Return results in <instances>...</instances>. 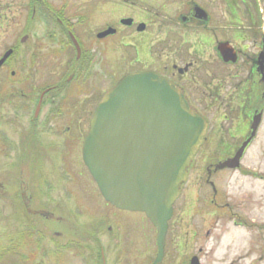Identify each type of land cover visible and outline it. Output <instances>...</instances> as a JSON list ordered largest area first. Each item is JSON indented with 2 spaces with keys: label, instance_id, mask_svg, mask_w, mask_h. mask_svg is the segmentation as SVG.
Returning a JSON list of instances; mask_svg holds the SVG:
<instances>
[{
  "label": "flooded vegetation",
  "instance_id": "af4514ba",
  "mask_svg": "<svg viewBox=\"0 0 264 264\" xmlns=\"http://www.w3.org/2000/svg\"><path fill=\"white\" fill-rule=\"evenodd\" d=\"M15 1L0 0V38L6 25H12V43L6 49L12 52L0 65V163L11 161L10 169L17 176L13 197L23 205L15 212L20 228L13 236L17 261L71 264L77 259L82 264L86 256L91 264H143L147 250L144 259L152 264L157 254L156 227L144 213L119 209L104 200L83 162V141L94 109L125 74L155 72L177 86L190 107L205 118L206 131L197 153L203 148L207 153H230L219 161L233 156L250 134L252 117L260 114L257 130L263 119L264 78L258 60L262 53L264 74V19L254 12L238 16L239 3L231 0H25L20 28ZM246 3L252 9L251 2ZM100 9L112 14L102 25L94 21ZM38 19L44 24L43 38L33 33ZM107 29L112 32L100 37ZM27 42L28 71L23 77H33L42 62L52 76L34 83L31 91L16 87L24 81L19 74L13 78L14 70L8 72L11 81L2 77ZM229 49L235 62L222 56V50ZM6 51H0V59ZM75 98L82 102L73 103ZM209 105L227 108L220 118L228 121L224 130L215 116H209ZM216 164L205 169L204 182L212 187L210 177L228 170L215 169ZM88 180L98 193L82 192ZM215 195L216 191L205 201L207 206H219ZM179 196L157 264L166 261V237ZM84 200L98 208H84ZM124 213H137L139 219L131 220ZM145 222L154 229V248L149 246ZM133 227L139 229L140 240L134 239L138 234ZM177 254L178 258L186 254L188 264L194 256L179 249ZM167 263L180 264V260Z\"/></svg>",
  "mask_w": 264,
  "mask_h": 264
},
{
  "label": "water",
  "instance_id": "95a60500",
  "mask_svg": "<svg viewBox=\"0 0 264 264\" xmlns=\"http://www.w3.org/2000/svg\"><path fill=\"white\" fill-rule=\"evenodd\" d=\"M111 32L107 29L99 36ZM11 52L4 53L0 65ZM222 56L236 61L232 49L222 50ZM258 64L264 78L262 53ZM259 122L260 114L254 115L248 138L215 169L239 168ZM205 131V119L180 89L152 71L122 76L102 95L92 114L83 141V162L104 200L119 209L144 213L156 227L157 254L152 264L163 256L173 203ZM189 264H200L197 256Z\"/></svg>",
  "mask_w": 264,
  "mask_h": 264
},
{
  "label": "rangeland",
  "instance_id": "374dc122",
  "mask_svg": "<svg viewBox=\"0 0 264 264\" xmlns=\"http://www.w3.org/2000/svg\"><path fill=\"white\" fill-rule=\"evenodd\" d=\"M231 1L239 3L235 8L238 16L248 17L251 12H254L255 16L264 19V0ZM241 1H244V3H240ZM246 2H251L252 9L247 7ZM24 4L25 0H16L14 5L15 8H19L18 26L20 28L22 27ZM110 16L112 14L100 9L99 13L95 14L94 21L102 25ZM35 25L33 33L37 34L38 38H43V33H45L43 22L38 19ZM11 27L12 25H6L3 30L0 38V51H6L12 43L10 39ZM28 43L20 46L9 66L4 69L2 77L5 81H11L19 74L20 78L18 79H22L21 81L24 82L16 87H20V90L31 91L34 83L45 82L47 79L50 80L52 76L49 77L45 64L42 62L39 63L38 70L35 71L33 77L29 75L23 77L25 72L28 71ZM250 46L251 43H248V47ZM246 51L248 52V50ZM11 70L15 71L13 78L8 75ZM117 72L118 70H116V74H118ZM99 90L102 91V89ZM79 97L82 98L83 96L80 94ZM80 98H75L73 103L80 104L82 102ZM93 105L94 103L91 108ZM86 106L87 104L83 107ZM208 108L209 116H215V121L224 130L228 125V121L223 122L220 118L224 112H227L225 110L227 108L222 106L219 109L217 105H209ZM87 125V120H85L84 131H86ZM228 155L230 153H207L203 148L193 157L186 181L181 187L179 199L175 204V217L171 223V229L166 237L165 264L173 260H180V264H188V261L185 260L186 256H184L186 254L179 257L180 259L176 257L178 249L181 253L187 251L193 253L199 259L200 264H264V112L256 136L242 156L240 167L218 171L210 177V181L216 190L215 200L219 206L217 208L207 206L205 201L207 202L212 196L213 187L204 182L205 169L208 165L215 164L220 158ZM10 162L0 163V264H20L16 259V251L18 250L13 236L20 230L15 212L22 209L23 205L20 200H15L13 197L17 188V176L10 169L12 166ZM88 181V183H84L82 192L84 189L85 193L92 190L98 193L95 183ZM96 199L98 198L95 196ZM83 204L86 209L98 208V206L93 205L94 203L87 200H84ZM124 214L130 217L131 220L139 219L137 213ZM143 226L151 235L149 246L154 248L152 237L154 229L148 222L143 223ZM132 230L134 234L139 233L138 228L133 227ZM134 239L140 240L139 234ZM141 241H143V238ZM146 252L147 250L143 252L144 258L148 255ZM144 258L143 264H148L149 261ZM85 260L86 256H84V259L82 258V264H91ZM71 264H80V262L73 259Z\"/></svg>",
  "mask_w": 264,
  "mask_h": 264
}]
</instances>
